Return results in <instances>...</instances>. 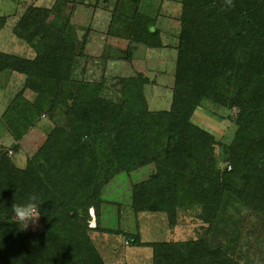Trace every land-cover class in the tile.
<instances>
[{
	"label": "trees",
	"instance_id": "obj_1",
	"mask_svg": "<svg viewBox=\"0 0 264 264\" xmlns=\"http://www.w3.org/2000/svg\"><path fill=\"white\" fill-rule=\"evenodd\" d=\"M141 0H115L106 34L135 46L163 48L156 18L140 12ZM175 70L168 110L150 111L143 87L148 79L120 80L119 102L103 96L104 81H76L75 62L86 56L88 30L78 38L69 18L56 26L59 11L30 6L14 35L33 49L27 59L0 52V74L14 72L23 87L9 109L29 125L45 110L52 119L64 107L66 126L54 127L41 149L17 167L0 152V264H106L91 232L100 228L102 194L121 173L152 166L154 172L131 188V209L165 213L171 226L178 211L198 210L204 236L186 242L143 243L152 264H242L209 241L222 199L264 219V0H181ZM59 4V5H57ZM5 19L0 18V31ZM25 90L35 95L25 100ZM235 110V127L220 160L215 137L192 122L202 102ZM223 163V168L219 164ZM38 193L41 229L15 230L12 205ZM89 209L95 226H88ZM121 235V234H120Z\"/></svg>",
	"mask_w": 264,
	"mask_h": 264
},
{
	"label": "rangeland",
	"instance_id": "obj_2",
	"mask_svg": "<svg viewBox=\"0 0 264 264\" xmlns=\"http://www.w3.org/2000/svg\"><path fill=\"white\" fill-rule=\"evenodd\" d=\"M168 1L177 0H156L159 7H155L159 10L157 27L163 31L168 30L167 43H172L167 45L166 49L151 50L135 46L130 51V49L127 50L126 45L123 47L119 44L117 47L115 44L116 47H113V43L109 42L105 36L101 50L94 55L95 57H92L94 60L91 58L85 62L78 58L73 68L72 78L76 81H83L85 78L95 82L103 80V96L119 102L120 80L140 75L148 79V84L143 87L147 108L150 111L168 110L171 104L176 60L173 43L176 42L179 33L177 19L181 12V6L174 7L175 5L171 11H168L166 8ZM180 1L178 0V2ZM56 2L65 4L64 6L60 5V12L49 17L50 25L56 26L62 17H67L80 40L87 26L91 25V18L99 13L100 15L96 17L99 22L97 30L102 36L103 32L106 34L115 0H0V18L5 19L4 27H7L15 36L13 29L28 7L53 8L56 6ZM1 42L7 44V47L4 48L9 50V53L26 57L29 46L23 41L0 36ZM105 42L109 44L111 51L107 50ZM29 50L33 52L31 47ZM17 87L19 86L7 82L5 74L0 75V106L3 99H7L9 103L11 97H15L20 92L21 89L15 92ZM34 99L35 96L31 101L33 102ZM9 105L2 114V111L0 112L1 128L6 135L4 137H7V140L0 139V152L7 151L16 145L18 148L21 147L22 150L18 149L14 154L9 152L8 156L17 167H22L25 166L24 161L26 162L41 149L54 127L66 126L65 109L62 106L59 107L52 119L48 118L45 110L44 114L36 120L38 129L34 131V124L29 125L19 118L14 111L9 109ZM235 113L234 109H222L204 101L192 117V122L196 126L215 137L218 142L215 146V155L220 160L223 157L224 148L230 142L235 130L232 120H230ZM219 167L222 169L223 163H220ZM153 172L152 166H147L131 174L121 173L104 189L100 228L115 233L119 231L121 234L98 231L90 233L91 239L106 264H152L151 249L130 245L129 240L122 233H138L140 241L143 243L186 242L204 236L206 225L197 219V209L195 211H178L174 226H171L165 213H140L138 215L133 213L131 209L132 185L143 181ZM89 216L88 226L94 228L95 215L92 209H89ZM12 220L13 228L18 231L42 228L39 225L36 227L29 225L27 230H23L20 228L23 225L15 223L14 217ZM209 241L213 245L223 248L242 264H264V219L236 202L228 194L223 196L215 225L209 235Z\"/></svg>",
	"mask_w": 264,
	"mask_h": 264
},
{
	"label": "crops",
	"instance_id": "obj_3",
	"mask_svg": "<svg viewBox=\"0 0 264 264\" xmlns=\"http://www.w3.org/2000/svg\"><path fill=\"white\" fill-rule=\"evenodd\" d=\"M168 2L169 3L166 4V8H167L168 11H171L174 5H175L174 7L180 6V3L178 2V0L177 1H172V2L168 1ZM39 7H41V6H39ZM155 7H159V5L156 3V0H141L140 1V6H139V10H140L141 13H143L145 15H149V16H151L153 18H156V28L160 32L161 41H162V44H163V48H161V49L164 50L172 43H169V44L167 43V39H168V35H169L168 34V30L165 29L163 31L159 27H157V24H158V11L159 10H158V8L155 9ZM160 7H161V5H160ZM95 15H96L95 17L91 18L90 27L87 26V28L85 29V30H88V38L86 40V45H85L86 56L84 58L80 59V60H83L85 62H87V60H90L96 53H99V51L101 50L102 44H104L103 38L105 36L108 38L107 40L109 42L113 43V45H114L113 47H116V46L118 47L119 44H121L123 47H124V45H126V48H127V43L125 41L118 40V39H115V38H111V37L107 36L104 32H103V36L100 34L99 30H97L98 29L97 25H98L99 22H98V20L96 18L100 14L96 13ZM0 36L4 37L6 39L10 38L11 40L12 39L15 40L17 38L15 36H13V34L9 31V29L7 27H4L0 31ZM171 37H174V36H171ZM17 40L20 41L18 38H17ZM3 44H4V42L0 43V52L11 54V55H15V54L9 53L8 52L9 50L4 48V47H7V44H4V45ZM115 44H116V46H115ZM176 44H177V39H176V42L173 43V45L176 46ZM105 45H106L105 47L107 48L108 51L112 50L109 47V44H106V42H105ZM33 53L34 52L29 50V47H28V53H27L26 57H23V58L32 59L35 56V54L33 56ZM92 59L94 60V58H92ZM2 74L3 75L5 74V77H7V82H10L12 84H15V85L19 86V87H17V90H15V92H18L20 89H22L21 86L24 83V78L21 75L16 74L14 72H3L0 75H2ZM18 76H20V77H18ZM84 80H90V79H86L85 78ZM23 96L25 97V100L31 101L35 95L32 92H30L28 90H25V93L23 94ZM13 97H11V100H9V103H8L7 99H3L2 100L3 103L0 106V112L2 111L1 114L5 111V109L8 106V104H10L11 101L14 99ZM37 129H38V125L35 123L34 131L37 130ZM3 131L4 130H3V128H1V123H0V139L3 138L4 140H7V137H4L6 135L3 133ZM19 149L22 150L21 147H19ZM25 163L26 162L24 161V165H25ZM23 167L24 166L19 167V168H23Z\"/></svg>",
	"mask_w": 264,
	"mask_h": 264
},
{
	"label": "clouds",
	"instance_id": "obj_4",
	"mask_svg": "<svg viewBox=\"0 0 264 264\" xmlns=\"http://www.w3.org/2000/svg\"><path fill=\"white\" fill-rule=\"evenodd\" d=\"M227 3L231 5L232 0H227ZM42 203L43 201L40 199L38 193L31 194L27 203H14L11 207L14 213V222L18 225H23V227H20L23 230H27L29 225L33 227L38 226V220L41 215L39 209Z\"/></svg>",
	"mask_w": 264,
	"mask_h": 264
}]
</instances>
